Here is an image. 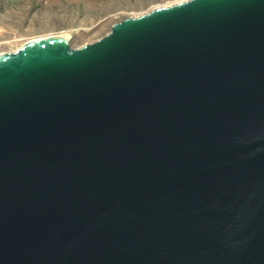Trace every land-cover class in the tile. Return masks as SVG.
I'll return each instance as SVG.
<instances>
[{"label": "water", "instance_id": "obj_1", "mask_svg": "<svg viewBox=\"0 0 264 264\" xmlns=\"http://www.w3.org/2000/svg\"><path fill=\"white\" fill-rule=\"evenodd\" d=\"M0 264H264V0L0 53Z\"/></svg>", "mask_w": 264, "mask_h": 264}, {"label": "rangeland", "instance_id": "obj_2", "mask_svg": "<svg viewBox=\"0 0 264 264\" xmlns=\"http://www.w3.org/2000/svg\"><path fill=\"white\" fill-rule=\"evenodd\" d=\"M181 0H0V53L50 35L79 47L125 17Z\"/></svg>", "mask_w": 264, "mask_h": 264}, {"label": "bare ground", "instance_id": "obj_3", "mask_svg": "<svg viewBox=\"0 0 264 264\" xmlns=\"http://www.w3.org/2000/svg\"><path fill=\"white\" fill-rule=\"evenodd\" d=\"M66 37H69V36H66ZM37 40H39V39L32 40V41L28 42L27 44L32 43V42L37 41Z\"/></svg>", "mask_w": 264, "mask_h": 264}]
</instances>
